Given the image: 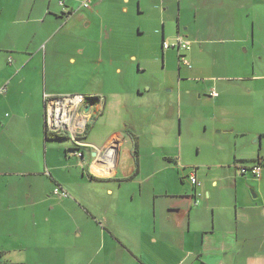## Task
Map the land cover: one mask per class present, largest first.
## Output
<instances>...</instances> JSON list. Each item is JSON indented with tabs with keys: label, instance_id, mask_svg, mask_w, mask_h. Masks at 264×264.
I'll list each match as a JSON object with an SVG mask.
<instances>
[{
	"label": "crops",
	"instance_id": "crops-1",
	"mask_svg": "<svg viewBox=\"0 0 264 264\" xmlns=\"http://www.w3.org/2000/svg\"><path fill=\"white\" fill-rule=\"evenodd\" d=\"M58 1L0 0V264H264V166L258 180L235 166L236 160L264 159L263 148H240L217 180L211 167L192 168L200 183L193 188L184 175L176 185L159 170L147 176L141 169L122 173L126 136L139 152L138 137L131 130L109 136L97 127L129 94L113 89L110 80L123 74L115 65L127 53L115 34L133 31L150 6L158 12L149 19L160 24L162 51L165 39L180 36L189 43L184 52L189 66L179 64L177 49L164 52L177 60V88L191 84L187 94L205 95V114L220 132L245 136L239 129L264 103V86L256 85L264 77L246 78L235 56L264 22V0H91L90 9L81 7V0H65L64 7ZM80 13L77 21L100 34L94 33L93 45L57 31ZM168 22L174 29L166 38ZM214 45L223 61L221 75L197 89L194 81L201 79L202 63L211 64ZM92 51L100 64L93 83L107 85L108 93L88 113L96 120L82 149L69 142L64 154L55 145L63 140L45 138L44 96L62 90L53 78L49 82V69L58 74L67 63L79 74ZM108 63L113 70L106 69ZM182 67L191 76L183 75ZM255 135L260 142L264 128ZM225 180L234 184L233 192L218 187ZM53 185L70 197L51 198Z\"/></svg>",
	"mask_w": 264,
	"mask_h": 264
},
{
	"label": "rangeland",
	"instance_id": "rangeland-1",
	"mask_svg": "<svg viewBox=\"0 0 264 264\" xmlns=\"http://www.w3.org/2000/svg\"><path fill=\"white\" fill-rule=\"evenodd\" d=\"M136 14L139 15L138 12ZM157 14L158 12L149 6L145 17H137L136 27L134 24H129L133 25L131 30L135 27V31L115 34L127 46V53L125 56L122 55L120 62L115 65L121 68L123 74L110 80L113 89L120 88L122 91H128L129 94L125 100H121V106L124 105L122 108L117 107L111 114L107 113L106 123H99L97 125L98 130L106 133V135L109 134V136L122 131L126 136L124 130H131L138 137L139 152L135 140L130 142L129 136H126V144L120 152L119 167L122 173H127L122 169L130 170L133 173L141 169L147 176L153 171L159 170L162 172L160 177L169 178L174 184L179 185L182 175L187 180L186 176L190 170H193L192 168H197L199 171L203 167H211V171L215 173L217 180L228 169V162H234V157L241 154L240 148L246 147L247 152L252 149H257V152H260L261 148L264 149V135L260 142H257L258 136L255 135L264 128V103L255 111L256 118L243 123L239 129L246 133L245 136L220 132L215 122L209 120L208 115L205 114L203 105L206 104L207 106L208 100L205 95L201 92L187 94L186 89L191 84L183 86L182 91L177 88L175 84L177 60L171 52L168 56L165 55L164 52L167 49L162 51L160 24L149 19L150 16L154 17ZM80 15L81 13L71 17L70 23L59 27L57 31L66 36L79 35L81 44L87 41L88 44L93 45L94 33L100 34L97 30L93 32L91 28H86L84 22L77 21ZM261 20L264 21V15ZM139 28L142 35L138 34ZM173 29V24L168 22L166 24V38H168V33L173 32ZM84 37L85 39H83ZM165 40V43L170 45L175 41V39ZM212 49L214 58L211 64L202 63V68L199 69L198 73V78L201 79L197 82L194 81L197 84L195 86L197 89L202 88L203 84H207L206 79L217 78L221 75L220 69L223 61L219 58V46L214 45ZM92 53L93 55L90 54L88 58L84 59L82 73L78 74L75 70L72 71V67L67 63L65 66H59L64 72L55 74L52 69H49V82L50 78L51 80L53 78L54 83L58 87H62V90L57 95L48 96L91 95L98 98L103 96L102 93L107 94V85L103 87L93 83L94 75L98 73L100 64L94 61L96 53L94 51ZM132 56H136V62ZM235 58L243 65L241 69L245 71L244 76L246 78H251L252 74L264 77V22L256 27L255 33L254 31L250 33L249 44L241 46ZM139 64L141 69L145 71L142 75H139L138 72ZM228 64H234L232 58H229ZM103 68L104 66H101V70ZM108 68L113 70L114 66L108 63L106 69ZM229 73L233 74V71L230 70ZM182 74L191 76L184 67H182ZM105 83L107 84L108 81L105 80ZM189 83L186 82V84ZM256 85L264 86V81L256 82ZM147 87L152 88L150 92H146ZM139 91L145 94H140ZM198 93L202 95L200 100ZM100 100L101 98L93 101V103L96 104ZM109 121L111 123L107 124ZM69 142L72 146L74 145L71 137L64 138L62 146L60 144L55 145L58 148L62 147L63 153L66 154L70 146ZM135 149L138 152L137 163L134 154ZM78 153L82 154L81 151ZM78 153H76L77 156ZM173 160H176L177 164H174ZM78 161L75 158L74 162L78 163ZM221 165L224 171H221L220 174L216 173V167ZM148 183H157V180L150 179ZM186 184L189 186L188 183ZM52 187L56 188L54 185ZM218 187L231 192L235 189L234 184L227 180L218 183ZM50 196L57 200L67 199L53 195V191Z\"/></svg>",
	"mask_w": 264,
	"mask_h": 264
},
{
	"label": "built area",
	"instance_id": "built-area-1",
	"mask_svg": "<svg viewBox=\"0 0 264 264\" xmlns=\"http://www.w3.org/2000/svg\"><path fill=\"white\" fill-rule=\"evenodd\" d=\"M64 1H58L60 7L65 6ZM91 5V0H81V7L90 9ZM163 47L164 49L170 47L177 49L179 52V64L189 66V62L184 55V52L189 50V43L182 37L177 36L172 45L164 43ZM211 96H216V93L212 91ZM85 102L87 101L84 95L44 96V121L47 132L65 138L71 137L78 150L83 147L82 137L84 136L86 125L91 118H89L88 113L95 110L93 101H90L86 111L83 110L87 105ZM78 156H82V154L78 153ZM249 171V174L258 180L262 177L263 167L259 164L253 165ZM245 172L241 170L242 174ZM186 178L191 186L197 187L200 185L194 170H191ZM53 195L60 198L69 197L68 193L60 187H56L53 190Z\"/></svg>",
	"mask_w": 264,
	"mask_h": 264
},
{
	"label": "trees",
	"instance_id": "trees-1",
	"mask_svg": "<svg viewBox=\"0 0 264 264\" xmlns=\"http://www.w3.org/2000/svg\"><path fill=\"white\" fill-rule=\"evenodd\" d=\"M72 13H68V14H65L64 12H63V15L64 16H70ZM85 98H86V101L87 102H85V104H87L86 105V108H88V106H89V104H90V101H95V100H99L100 98L98 97H92V96H85ZM96 115V114H95ZM95 120H96V117L94 116V115H92L91 116V118H90V120L88 121V123H87V125H86V129H85V131H84V136L82 137L83 139H85L86 137H87V135L89 134V132H90V129H91V127L93 126V124H94V122H95ZM45 138H46V140H48V141H62V140H64V138L65 137H61V136H57V135H54V134H51V133H48L47 132V129H46V126H45ZM82 149V148H81ZM134 154H135V157L137 158V150L135 149V152H134ZM137 159H136V163H137ZM257 164H259L261 167H263L264 166V159H262L261 157H258L257 159H255V160H249V161H238V160H236L235 161V166H237V169L241 172V170H244V171H246L245 173L246 174H249L250 173V171H249V169H250V167L251 166H253V165H257ZM239 165H241L240 167H238ZM194 170V169H193ZM191 171V170H190ZM189 171V172H190ZM194 172L196 173V171L194 170ZM245 173L244 174H242V175H245ZM198 180V179H197ZM181 181L183 182L184 181V178H182L181 179ZM188 181V180H187ZM199 182V181H198ZM189 183V182H188ZM190 184V183H189ZM193 187V186H192ZM198 187V186H197ZM197 187H193V188H197ZM196 193L194 194V198H193V200H194V205L195 206H197L198 205V201H195L196 200Z\"/></svg>",
	"mask_w": 264,
	"mask_h": 264
},
{
	"label": "flooded vegetation",
	"instance_id": "flooded-vegetation-1",
	"mask_svg": "<svg viewBox=\"0 0 264 264\" xmlns=\"http://www.w3.org/2000/svg\"><path fill=\"white\" fill-rule=\"evenodd\" d=\"M77 140H79V139L77 138ZM73 144H74V142H73ZM72 147H73L74 149H77L76 146H75V144H74Z\"/></svg>",
	"mask_w": 264,
	"mask_h": 264
},
{
	"label": "water",
	"instance_id": "water-1",
	"mask_svg": "<svg viewBox=\"0 0 264 264\" xmlns=\"http://www.w3.org/2000/svg\"><path fill=\"white\" fill-rule=\"evenodd\" d=\"M87 110V109H86ZM109 153H112V151L110 150Z\"/></svg>",
	"mask_w": 264,
	"mask_h": 264
}]
</instances>
